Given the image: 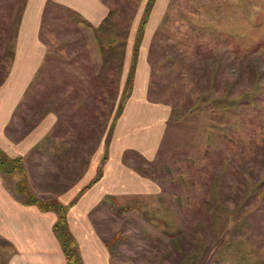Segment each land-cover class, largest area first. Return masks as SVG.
Here are the masks:
<instances>
[{
	"label": "rangeland",
	"instance_id": "374dc122",
	"mask_svg": "<svg viewBox=\"0 0 264 264\" xmlns=\"http://www.w3.org/2000/svg\"><path fill=\"white\" fill-rule=\"evenodd\" d=\"M102 1L111 11L110 30L99 33L46 7V61L10 133L23 135L47 113L58 122L24 161L25 186L36 198L58 199L110 142L146 21L138 58L146 56L149 99L170 116L156 157L127 159L154 182V192L96 208L103 199L91 214L94 227L109 242L112 264H175L174 254L184 264L183 253L189 264H238L242 254L244 263L264 264V0H155L150 13V0ZM26 2L0 0V82ZM101 44L116 53L105 66ZM5 181L27 198L16 193L20 175ZM8 252L0 239V264Z\"/></svg>",
	"mask_w": 264,
	"mask_h": 264
},
{
	"label": "crops",
	"instance_id": "0c3cea01",
	"mask_svg": "<svg viewBox=\"0 0 264 264\" xmlns=\"http://www.w3.org/2000/svg\"><path fill=\"white\" fill-rule=\"evenodd\" d=\"M49 1L71 9L95 27L100 26L110 12L102 0H27L15 38L13 59L0 85V148L11 159L26 161L36 147L50 138L58 122L56 114L47 113L23 135L15 137L10 133L16 111L46 61L48 46L41 38V27ZM124 61L127 74L129 50ZM147 76L149 68L146 56L142 55L110 142L98 150V156L92 158L83 176L58 196L59 201L69 207V228L84 264H112L110 250L94 227L93 209L107 196L119 199L154 192V182L138 173L127 159L128 153H136L152 161L161 146L170 116L167 106L149 99ZM99 174L101 177L93 183ZM57 220L55 212L25 205L0 175V239L9 245L3 264H68L53 230Z\"/></svg>",
	"mask_w": 264,
	"mask_h": 264
},
{
	"label": "trees",
	"instance_id": "16d2710c",
	"mask_svg": "<svg viewBox=\"0 0 264 264\" xmlns=\"http://www.w3.org/2000/svg\"><path fill=\"white\" fill-rule=\"evenodd\" d=\"M54 3L55 2H53V1H49L47 5L51 6L53 4L56 7L61 8L64 11V13H66V15L69 18L73 19L75 17H78V19L77 18H76V20L74 19V22H75V24L77 23V25L80 24V23H86L88 26H90V24L88 22H86L82 18H79V15L76 14L71 9H69V8H67V7H65L63 5H60V4H57V3L54 4ZM154 3H155V0H150V6L148 8L147 13L151 12V9H152ZM45 12H46V10H45ZM45 12H44V14H46ZM44 16H43V18H44ZM21 17L22 16H20L18 25H17L15 33H14V41H13V44H12V48L10 50H8V48H6V53H7V51L11 52L10 56H11L12 59H13V54H14L15 38H16V35H17L18 26L20 24ZM110 17H111V11L109 12L107 18L102 22V24L99 27L95 28V31L97 33L102 32V31L110 30V27L107 26L108 23H109ZM44 22L42 21L41 38H42L43 29L45 27V26H43ZM145 24H146V21H144L141 24V26L139 27V30H138L137 39L135 41V45H134V49H133V61H134V64H136L137 61H138V54H139L140 46H141L142 39H143L144 34H145ZM77 28H78V26H77ZM161 30H163V27L160 28V31ZM3 32L10 34V31L7 30V29L3 30ZM158 32H159V30H158ZM128 33H127V36L125 38L123 36V39H128V37H129ZM42 40H43V38H42ZM3 44H5V43H3ZM100 46H101V50H102L101 53L104 54L103 66H105V65L110 63V60L112 59L113 55H116V53L112 49H108L107 50V47L103 46V44H101ZM5 56H6V54H5ZM11 62H12V60H11ZM6 76H7V74L1 80L0 85H2V83L4 82ZM133 81H134V75L131 74V77H130V90L132 89ZM135 170L137 172H139L143 176H148L146 174H143V172H141L139 169H135ZM17 174L20 175L23 178V181L19 182L18 185L16 186V193L17 194H22L23 193V194L27 195V198L25 200H23V203L25 205H36L41 211H44V212L51 211V212H55L58 215V220L55 223L53 230H54L58 240L61 243L62 249H63V251L65 253V256H66V259H67V263L68 264H84V262L82 260V257H81V254H80L78 243H77L75 237L73 236V234H72V232H71V230L69 228L68 217H67L68 216L69 207L63 205L58 199H55L53 197L46 198V199H39V198H36L34 195H32L31 192L28 190V188L25 186V184H27L28 180H27V174H26V169H25V166H24L23 158L11 159L0 148V175H2V177L5 178V177H15V175H17ZM100 177H101V174L98 175V177L94 180L93 183H96ZM110 201L112 203H114V204H117V201H116L115 197L107 196L100 203V205L98 207H96V208H101L103 205H105L106 203H108ZM123 211L125 212L126 210H123ZM120 236H121V234L119 232H117L113 236L112 241L117 243L121 239ZM103 241L106 244V246L109 247V245H108L109 242L107 240H105V239H103ZM179 244H180L179 239L175 238L174 235H171L170 245L172 247H177ZM168 253H169L168 255H172L174 252L169 251ZM174 256L176 257V259H174V261H175L174 263L176 264L178 255L174 254ZM181 258H184V260H182V262L184 264H189V262L191 261V260H189L190 256L185 254V253H183ZM248 260H249V258L242 254L240 256L238 264H249L247 262L244 263L245 261H248ZM256 264H259V263H256Z\"/></svg>",
	"mask_w": 264,
	"mask_h": 264
}]
</instances>
